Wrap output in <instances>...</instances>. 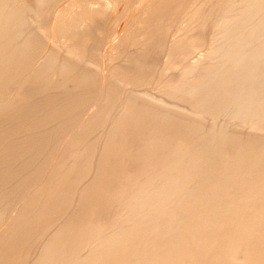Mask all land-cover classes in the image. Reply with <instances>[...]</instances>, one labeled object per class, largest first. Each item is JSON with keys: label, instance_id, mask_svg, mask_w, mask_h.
I'll use <instances>...</instances> for the list:
<instances>
[{"label": "bare ground", "instance_id": "6f19581e", "mask_svg": "<svg viewBox=\"0 0 264 264\" xmlns=\"http://www.w3.org/2000/svg\"><path fill=\"white\" fill-rule=\"evenodd\" d=\"M121 1L125 0H0V114H5L6 112L7 114L10 113L8 114L9 116L12 114L14 117L22 115L21 118L23 119V114L28 110L23 119L26 121V116L33 110L30 108L32 104L29 107L26 105L25 100L29 101V99L21 88H26L28 91L29 85L37 84L38 81L43 80L47 82L48 80H53V83H55V80L59 81L61 76H69L68 79L67 77H61L66 80H60L59 83L56 81L60 84L63 81L66 83L68 80V82L76 85L75 90L74 87H71L73 90H67L68 88L66 89L65 87L69 84L68 82L66 85L63 82L64 84L62 83L59 86L56 83L58 87L61 86L60 88L57 87L58 90L60 89V92L61 89L65 88L63 90V93L65 92L64 97L61 94L63 101L66 97L70 100H72L70 97H75V102L79 104L81 103L79 100L82 101L81 98H86L82 94L88 90L86 87L93 88L95 84L96 86L100 84L99 90L96 92V100L92 98L95 105L98 103V108L96 107V109L94 108V110H90L88 113L83 112L85 115L87 113V115L83 117L85 118L84 121L81 118L82 120L80 121L82 122L78 123L77 132H80L83 128L90 129L92 125L96 124L100 119L102 120V117L105 118L107 114L105 115L106 112L101 111V108L104 107L105 109V107H109L110 103L117 97L118 89H116L114 84L117 81L119 84H128L131 80L137 83L141 80L140 74L146 66L142 62L136 61L137 64L132 70L122 73L121 76L119 73L117 74L120 76L119 78L123 77L124 80L115 79V77L113 80V76H109L111 75L110 72H105L106 69L104 70L101 67L96 69L98 68L97 66H93L94 70L90 69L92 71H87L84 75L81 72L83 77L81 76L80 78L78 77L80 72H77L79 66L77 64L75 66L74 64L78 63L77 60H83L79 61V64L83 63L84 65V61L87 60L85 58L89 54V52H85V49H87L85 46L93 36L91 35V30L94 31V28H91L90 31L89 29L82 31L80 28L90 26V23L95 18L100 19L102 14H104L103 12L111 10L117 3L118 5H123L124 2L123 4L119 3ZM129 1L127 2L129 3ZM182 1H140L141 3L138 7L136 6V9L133 7L135 9L134 13L136 12V18L139 17L137 19L139 21L137 22L139 25L138 30L142 31L136 33L142 36H153L160 27V22L164 17L162 14L166 10H170L171 12L175 10L176 14L178 9H180H177V7L180 6ZM201 6L194 10L189 9L191 10V15H188L190 19H198L199 23L203 22V20L206 21L205 19L208 17L205 13L206 10L204 11ZM222 6L218 10H223ZM245 7V15L243 17L239 16L240 19L233 17V19H237V22L234 24L232 21L227 20L220 23L222 18L224 16L226 18L229 12L226 13L227 8L225 9L226 11L224 10L225 12L219 11L224 14L220 13L223 16L221 18L217 17L219 24L216 26L217 29L218 27L223 28L222 31L224 32L222 34L221 31V34L229 41V44L226 43L228 47H225V45L222 50L219 48L218 50L220 51L216 52L217 54L213 52L214 57L219 59L218 64L202 68V63L205 61L201 57L198 56L194 61L192 59L195 47L190 46L187 49L189 52V55L186 54L189 56L187 57V59L189 58L188 65L186 70L183 69L182 76L179 75L181 76V78H178L180 81L171 89V92L178 91V89L181 90L183 101L189 103L188 105H192L190 106L194 108L193 113L185 115L182 119L178 120V118L169 116V112L166 114L167 109H162V113L159 112L160 110H155L154 107L156 106L152 102L153 106L148 104L149 107H144L143 104L145 103L144 105H146L149 102H141V106L132 98V100H128L123 105L122 112L118 115L115 113L117 116L115 115L116 117H114L115 119L108 129L105 139L102 140L101 146L103 148H101L102 150L100 149L101 152L97 153L98 155L96 156L99 164L102 165L98 166L100 168L94 170L92 182L84 186V189H80V193L79 188L75 186L78 184H74L78 182L75 179L77 180V175L80 177L82 172L90 171L88 168L90 155L84 154L85 150L83 154H79L76 150L75 152L73 149L65 146L67 148L62 150V155L65 159H61L62 161L59 159L55 163L58 165V168L51 166L52 170L50 169V172L47 171L49 172L48 175L47 172L44 174L47 177L45 180L44 177L42 178L44 181H41V185L39 184L40 181H38L41 178L38 179L37 176L38 169L35 175L31 172V175L28 174L29 176H26L25 173V177L23 176L22 181H20V179H17L18 176L15 177L17 174L15 170H21L23 167L20 164L21 160H18L16 156V154L19 156V150L20 152L21 150L22 152L25 151L23 149H26L25 152L28 150L27 155L31 151L34 153L32 156L36 158L35 155L39 154V152L43 153L48 148V143L50 142L46 143L48 145H46V149L41 150L48 140V138H45L44 141L42 140V136L45 133L42 132L44 135L40 136L41 133L38 132L40 134L39 139L38 135L36 137L33 133L34 130L32 133L36 138L29 135V132H26V129H29L31 132L34 127L30 123L34 124L36 122L37 125H40L34 119V122L27 121L30 127L25 128L24 133L26 132L28 135L24 137L20 136L22 133L18 135V131L11 130V127L6 130L5 123L3 122V125L0 121L2 124H0V149L2 148L4 153L6 152L4 150L7 148H11V151L14 149L13 152L16 149L18 152L16 151L14 156L17 157L15 160L17 159L19 162H13V164L18 163L17 166L20 165L21 167V169H17L18 167L15 164L16 168L10 165L12 171H9V165L6 166V162L2 159L4 161L2 163L6 166L2 167H8L7 170L9 172L7 170L4 171L5 169L3 170L0 166V179L12 181L15 177L19 181L13 187L15 192L22 191L24 194L28 192V195H30L29 190L34 189L33 193L21 207L19 203L18 209L13 208L12 211L16 210L17 216L15 215L16 217L12 218V221L4 223L3 221L6 220H2L1 218L0 264H24L25 261L23 262L22 260L24 257L22 259L18 257V254L22 251L20 245L23 246L22 243L29 241L28 237H30L33 231L38 230L39 232L42 228L46 230L45 232L50 231H48L49 233L47 232L48 235L44 233L47 238L42 246H40L41 249L38 255H36L37 257L34 254V261L29 264H264V127L262 126L264 122V21L262 19L258 23L257 18L256 22L252 21L254 15L259 10L262 11L264 9V0H248ZM240 11L239 15H241ZM111 12L114 14V11L111 10ZM156 15H158L157 20L160 16L162 18L161 20L159 19V23L155 19ZM96 20L98 21V19ZM199 23L192 25V22L191 27H188V34L187 31L186 34H182L181 32L180 34L174 33L166 41L165 45L163 42V47L169 51V54L170 52H179L182 46L180 43L184 42L185 44L183 40H186V43L193 41L196 31L200 28ZM232 25H235V27L233 28ZM248 28L250 31H247L243 35L241 32ZM94 33L96 32L94 31ZM237 35H242V38L238 36L241 39H236ZM117 36H119V39L116 37L118 40L122 37L121 33ZM116 39L115 42L117 41ZM122 41L124 40L122 39ZM115 42L113 43L115 44ZM58 48L64 51V57L62 56L61 62L56 59ZM112 48L113 46H111V49H108L113 50L114 48ZM206 55L210 58L209 54ZM56 60L60 63H57ZM73 60H76L74 64L71 62ZM75 70L76 74H78L72 76ZM28 71L33 72V74L30 73L33 75L32 78L28 79L27 76L24 77L27 78L25 79L28 80L27 83L31 82V84H26L28 86L23 87L26 81L21 79V75L25 72L27 75ZM54 76H57V78ZM17 80L21 81V84L19 83L20 90L12 87L13 83L17 86L19 85L16 84L18 83ZM113 81L115 82L114 84L112 83ZM41 83L40 85H42ZM52 84L51 87H53ZM46 85L45 87H47ZM62 85H65L63 86L64 88H62ZM69 86L70 84L67 87ZM125 87L127 88V86ZM48 88L47 90L49 91ZM81 88H83V91L85 88L86 90L82 92V90L80 91ZM35 89L31 90L35 91ZM37 89L41 90L39 86ZM54 89L56 90V88ZM36 93L38 94V92ZM178 93L180 95V92ZM33 94L36 96L34 92ZM85 94L88 96L90 93ZM57 95L58 93H55L54 96ZM81 95L84 96L82 97ZM43 96L46 95L44 94ZM146 96L143 97L145 98ZM88 97L89 99H86L92 101L90 95ZM86 99L84 100L86 101ZM141 100L144 99L141 97ZM47 101L50 102L49 106L51 103L53 104L50 98L49 100L48 98L47 100L45 99L46 104H42L43 111L46 112L45 116L49 113L48 118L52 117L55 123L56 120L66 121L67 119L68 121L64 122L63 125L67 122L71 123L68 115V113L71 114L68 110L70 108H67V112L64 111L65 107L69 106L67 104L70 102L69 100V102L65 100L66 104H62L63 102L60 103L57 100L60 103V105L58 104L59 106L56 105L57 102L55 100L53 106L56 105V107L52 110L48 106ZM72 101L70 103L73 104L74 101ZM77 103L73 104L72 107L75 106L76 108ZM45 105H47L48 111L51 110L50 112L46 110ZM37 107L43 109L41 106ZM163 107L160 106V108ZM228 107L232 111L227 113L228 115L226 116L230 118L233 116L239 117L240 121L237 129L246 127L248 129L247 135L243 134L245 137L240 135L242 138H239V135L229 134L226 129L215 132L216 128L212 127L205 135L207 138V140L205 139V143L201 146L194 145L196 143L197 132L199 131V125L196 123L195 118L206 113L218 115ZM29 109L31 110L29 111ZM37 111L40 116V112L42 111ZM37 111L35 112L37 113ZM63 112H66L67 115ZM32 114L29 116L31 118L28 117L27 120L31 121L33 118ZM44 115L42 112V117ZM40 117H38L39 121L41 120ZM44 117L42 120H47ZM8 122H12V120H8ZM47 122L46 126L51 124L48 120ZM29 125L27 124V126ZM42 126L44 124L40 125L41 130ZM24 127L25 125L22 128ZM75 128L77 129V126ZM101 129L103 128L101 127ZM13 131L19 137L24 138H21V140L29 142L27 145L30 147L29 149H27V143L20 141V138L17 142L13 140L14 145H11L13 143L9 144V142L5 143L7 141L6 138L4 141L1 139L3 136L10 137V135H14ZM170 132L173 133L171 134ZM53 135L56 136L58 134ZM79 135H74L76 141L81 138ZM135 136L143 138L144 141L137 146L121 145L115 141L118 138L117 140L123 143ZM87 147L89 146H86V149H88ZM118 153L122 156L129 155V166L128 164L125 166L119 163L117 159V161L110 160L112 156L114 159L115 154ZM2 155L4 154L1 152L0 158H2ZM71 156H73L74 161L69 163L68 159L72 158ZM171 156H175L177 159L173 165H171V162H168L170 160L168 158H171ZM33 157L30 160L34 161ZM121 157L120 159H122ZM13 159L11 158V160ZM92 159L93 157H91V161ZM28 161L29 159H26V161L24 159L23 162L32 167L33 164L30 163L34 162L29 161L30 163H28ZM66 161L69 164H65ZM99 164L97 163V165ZM139 164H141V168L136 169V166ZM57 165L55 166L57 167ZM90 165L92 166V164ZM27 168L26 166V171ZM39 169L41 168L39 167ZM20 173L18 171V175ZM87 175L89 174L87 173ZM82 177L83 173L78 179L80 182L83 179ZM5 181L2 182L6 183L7 181ZM73 184L76 188H74ZM78 186H80V183ZM4 191L9 195L6 189L3 190V193ZM77 192L79 193V197L76 196L79 200L70 202V200H73L72 197L76 199L74 194H77ZM28 195L25 197H28ZM109 200H113L111 202L114 204H110L113 206L111 209L114 210L115 214L113 216L110 214L112 217H103L104 219H101L102 216L99 218L95 217L94 215L96 214H93V211L103 207L101 210H104L107 205L106 202ZM68 201L70 202V206H68ZM63 207H66V209L72 207L74 212L63 218V215H61L63 214ZM86 207L89 209L86 212H82V208L85 211ZM84 208L86 209L84 210ZM80 215H82V218H80ZM5 216H7V213ZM85 216L87 219H84ZM124 219L125 221L123 222L122 220ZM120 220L122 223L119 222ZM84 250H87L85 255L81 252L83 251L84 253ZM31 259L29 260L32 261Z\"/></svg>", "mask_w": 264, "mask_h": 264}, {"label": "rangeland", "instance_id": "374dc122", "mask_svg": "<svg viewBox=\"0 0 264 264\" xmlns=\"http://www.w3.org/2000/svg\"><path fill=\"white\" fill-rule=\"evenodd\" d=\"M127 1H129V0H125V1H121V2H119L120 4H123V2H124V6L123 5H118V3H117V5L114 7V8H116V9H114V8H112L111 10L112 11H114V14L111 12V10H107V11H105L106 12V14H105V12H103L104 14H102V17H103V19H102V17H100V19L99 18H95V19H98V21L96 20L95 21V19H94V21H92L91 23H90V26L88 25V27H83V28H80V30H82V31H85V30H88L89 29V31L91 30V28L93 29L94 28V31L96 32V33H94V31L93 30H91V35H93V36H95L94 38H93V36H92V38H91V40H93V41H89V43L85 46L87 49H85V52H89V54H88V56H86V58L85 59H87L86 61H84L85 63L87 62V64L90 66H88L87 64H85L84 63V65H83V63H81V65L79 64L80 62L79 61H83V60H77V62L78 63H75L74 64V62H76V60H73V61H71V62H73V64L76 66V64L79 66V68H78V66L76 67V70H77V68H78V70H77V72H80L79 73V76L78 77H80L81 78V76L83 77V75L84 74H86L87 73V71L89 72L90 71V69H92V70H94L93 68L94 67H98V68H96V69H99L100 67L102 68V69H106L105 70V72L107 71V73L108 72H110L111 73V75H109V76H113V80H114V77H115V79L117 78H119L121 75H122V73H125L126 71H130V70H132L134 67H135V65L137 64V62H142V63H144V65L146 66L145 68H144V71L140 74V81H138L137 83H135V82H132V80L128 83V84H124V83H118V81H117V83H115L114 81L112 82L113 84H114V86L116 87V89H118L117 90V97L114 99V101H112L110 104L111 105H109V107H111V108H109V107H105V109H104V107L103 108H101V107H99V108H101V111H104V112H106L105 113V115L107 114V115H109L110 116V119H109V116L108 117H106L105 116V118L104 117H102V120L100 119L96 124H94V125H92V127L90 128L91 129V131H90V129H85V128H83V130H81L80 132H77L78 131V123H80V122H82V121H80V120H82L83 119V121H84V119L85 118H83V117H86V115H87V113L91 110H94V108L96 109V107H97V105H98V103H97V105H95V102L93 101V99L94 100H96V92H97V90H99L98 89V87H100V84H99V81H98V86H96V84H95V86L93 87V86H91V87H93V88H88V87H86L88 90H86V88H85V90H86V92H84L82 89L83 88H81L80 89V91L82 90V92H84V93H82V94H84L85 95V97L86 98H88L89 99V95H90V98L92 99V101H90V100H88V99H86V98H84L83 96L84 95H81L83 98H81V100L82 101H80L79 100V102H81V103H77V102H75V97L73 98V97H70L72 100H70V99H68L66 96V101H72L73 102V104L75 105V103H77V107L75 108V106L74 107H72L73 106V104L72 103H70L69 101V103H67L69 106H71V107H69V106H66L65 107V109H64V111H68L69 110V112H71V114L70 113H68V115H69V120L71 121V123L69 122H67L65 125H63V123L64 122H66V121H68V119L66 120V121H62V120H56L55 118H53V119H55L56 120V123H55V121L54 120H52V117L51 118H48V112H50L52 109H55V107H56V105H60V103H62V104H66V101L64 100L63 101V97H64V93H63V90H65V88L67 89V90H73V89H71V87H74V90H75V88H76V85H73V83H71V82H68V80L66 81V83L68 82L69 84H70V86L69 87H63V86H65L66 85V83H65V85H62V88H64V89H61V92H60V89L58 90L57 89V87L59 86V85H61L63 82H61L60 84H58L59 83V81L61 80H66V79H62L63 77L64 78H66L67 76H58V77H60L59 79V81H57V76H54V77H56V78H54V77H52L53 79H56L55 80V83H53V80L51 81V80H48L47 82L46 81H43V83H41L42 81H38L37 82V84L35 83V84H32L31 86L29 85V89H28V91L26 90V88H21L22 89V91L23 92H25L24 94H25V96H27V98L29 99V101L28 100H25L26 101V105H28V107H29V105L30 104H32V107H31V105H30V108L34 111V109H35V111H37V110H41L42 112H43V115L46 113V112H44L43 110H44V108H43V105L42 104H46V102H45V99L47 100V98H48V100H49V98H50V101L51 102H53V104L51 105L50 104V106H49V103L50 102H48L47 101V104H48V106L49 107H51L49 110L50 111H48V107H46L47 105H45V107H46V110L48 111L47 113V115L45 116L46 118H47V120L51 123L50 125H47L46 126V124H48V122H47V120L45 119V117H44V119L45 120H42L43 119V117H42V112H40V116H39V112L37 111V113L34 111V115H36V116H38V117H40L41 118V120L39 121V118L38 117H36V116H34L33 114H32V112L33 111H31V112H29V114L26 116L27 118H26V121L25 120H23L24 119V115H25V113L27 114V112H28V110H26L27 112H25L24 114H23V119L21 118L22 117V115L21 116H19V117H14L12 114H11V116H9L8 114H10V113H6L5 112V114L4 113H1L0 114V121H1V123H5V127H7L6 128V130H8L10 127V129L11 130H15L17 133H18V135H20L21 133H22V135H20V136H27L28 134L29 135H31L32 137H34V138H36L37 137V135H38V137H39V135L40 134H38V132H40L41 133V135L40 136H42V135H44V134H42V132L43 133H45V137L44 136H42V140L44 141V139L46 138H48V140L45 142V146L41 149V150H43L44 148L46 149L47 147H46V143H48V142H50V143H48L49 144V146H48V148L45 150V151H43V153L42 152H39V154H37V155H35V157L36 158H34L32 155L34 154L33 152H31V151H29L30 153H28V155L26 154L27 152H28V150H27V152H25L26 151V149H23V150H25V151H23L22 152V150H21V152H20V150H19V152L20 153H23V154H20L16 149H15V151L13 152V150L11 151V148H7L6 150H4V151H6L5 153L3 152V149H2V151H1V149H0V151L4 154V155H2V158H0V166H1V168L4 170V171H6L7 170V168L9 167V169H10V167L13 165L14 166V164L16 165V167H18L17 169H21V167H20V165L19 166H17L18 165V163L16 164V163H14L13 164V162H19L18 160H21V162H20V164H21V166H25L27 163L26 162H23L24 161V159H25V161H26V159L28 160L29 159V161L30 162H34V163H30L29 161H28V163H30V164H33L32 165V167H31V165H29V164H27L26 166L28 167L27 168V171H29L28 173H27V171H26V166L23 168L22 167V169L21 170H15L16 172H17V174L15 175V177L16 176H18L17 177V179H20V181H22L21 179L23 178V176L25 177V173H26V176H29L28 174H30L31 175V172L33 173V175H35L36 174V172H37V169L39 170V172L37 173V176H38V179L39 178H41L40 180H38V181H40V185L42 184V182L46 179V177H47V175L49 174V172L52 170V167L53 168H58V165L57 164H55V163H57L58 162V160L60 159V161H62L61 159H63L64 157H63V149L65 150L67 147H65V146H68V148H70V149H73L74 151L76 150L77 151V153H81V154H83V152H84V150H85V152H84V154L85 153H87V155H90L89 157H90V164H92V166L89 164V169H90V171H88L87 170V172H82L83 173V179L81 180V182L78 180L81 176H82V173H81V175H80V177H79V175H77L78 176V178H77V180L75 179V181H78L77 183H74V184H78L79 185V183H80V186H78V185H75V186H77L78 188V190H79V193H80V189L82 190V189H84L85 187L84 186H86V185H89L90 184V182H92L91 180L93 179V177H94V170H96L97 168H100V167H98V166H100V165H102V164H99V162H98V159H97V155L101 152V148H103L101 145H102V140L103 139H105V137H106V134H107V131H108V129H109V127L112 125V123H113V121H114V117H116L120 112H122V110H123V105H125V103L128 101V100H132V99H134V100H136L137 101V103L138 104H140L141 106H142V103L141 102H149V103H147L146 105H144L143 104V106L145 107H149L148 106V104L150 105V106H156V107H154V109L155 110H160L159 112H161L162 113V109H167L168 111H166L167 113L166 114H168V112H169V116H172V117H174V118H178V120H180V119H182V117L183 116H187L188 114H192L193 112L192 111H194V108L193 107H191L190 105H188L189 103H186V102H184L183 101V99H182V93H181V90H179L178 89V91L176 90V91H173V92H171V89L173 88V87H175V85L176 84H178L179 83V81H180V79H178V78H181V76H182V73L184 72L183 71V69L184 70H186V67H187V65H188V60H189V58L187 59V57H189V56H187V55H189L188 53V48L190 47V46H192L193 48H194V53L192 54V55H194V56H192L193 58V61L195 60V59H197L198 58V56L199 57H201L202 58V60L203 61H205V62H203L202 63V68L204 67H208V66H215L216 64H218V62H219V59L217 58V57H214L215 55H213V52L214 53H216V52H218V51H220V50H222V48H223V46H225V47H228V44H229V41H227L225 38H224V35H222L223 34V32L224 31H222V27H218V29H217V24H219V20H218V18L217 17H220L221 18V16H223V15H221V14H224V13H222V12H225L226 10V8H227V12L226 13H228L227 14V16H226V18H225V16L222 18V21H221V19H220V23H222L223 21H232V23L234 24V23H236L237 22V19L236 18H239L240 19V17H243L244 15H245V4L247 5V2H248V0H225V1H223V0H183L181 3H180V6H178L177 7V9L178 8H180V9H178V11H177V13L175 14V10H173L172 12H173V14H172V12L170 11V10H166L165 12H169V13H165L164 12V14H162L163 16V19L161 18V16H160V20H161V22H162V24H161V22H160V27L158 28V30H157V32L155 33V34H153V36L151 35V36H146V35H138L136 32H138V33H140V32H142V31H140V30H138L139 28V25H138V23L137 22H139L137 19L139 18H136V12L134 13V10L139 6V4L141 3L140 1H142V0H130L129 1V3L127 2ZM139 1V2H138ZM221 1H223V2H221ZM136 2V3H135ZM138 2V3H137ZM220 2V3H219ZM227 2H228V4H227ZM128 3V4H127ZM229 3H231V4H229ZM137 4V5H136ZM183 4V5H182ZM226 4H227V6H226ZM234 4V5H233ZM126 5H128V6H126ZM135 5V6H134ZM181 5H182V7H181ZM202 5V6H201ZM225 6V7H223V6ZM237 5H239V6H237ZM121 6V7H120ZM122 6H123V9H122ZM137 6V7H136ZM184 6V7H183ZM199 6H201V7H203V9H204V11H205V13H206V15L208 16L205 20L206 21H204L203 20V22H201V23H199V20L198 19H196V18H191L190 19V15H191V10H189V9H195V8H198ZM220 6H222V9L223 10H218L219 9V7ZM233 6V7H232ZM135 9H134V8ZM218 7V8H217ZM230 7V8H229ZM236 7H237V10H236ZM121 8V9H120ZM235 9V10H233V9ZM241 11H240V10ZM192 10V11H193ZM218 12H217V11ZM225 10V11H224ZM232 10H233V12H232ZM242 10H243V12H242ZM219 11H222V12H219ZM239 11L241 12V15H239L240 13H239ZM264 9H262V11L261 10H259L257 13H256V15H254V17L252 18V21L253 22H256V18H257V20H258V23H259V21L261 22V20L262 21H264ZM108 12V13H107ZM231 12H232V14H231ZM263 12V13H262ZM112 13V14H111ZM221 13V14H220ZM230 14H231V16H230ZM135 15V16H134ZM166 15V16H165ZM189 15V16H188ZM219 15V16H218ZM226 15V14H225ZM229 15V16H228ZM240 16V17H239ZM256 16V17H255ZM232 19H231V18ZM233 17H236V18H234L233 19ZM157 18H158V15H156V20H157ZM225 18V19H224ZM228 18H230V19H228ZM261 18V19H260ZM157 20L158 21V23H159V21L160 20ZM189 19V20H188ZM194 19V20H193ZM208 19V20H207ZM224 19V20H223ZM136 21V22H135ZM157 21H155V22H157ZM189 21H191V22H189ZM154 22V23H155ZM193 22V24L192 25H194V24H200V28L196 31V35H195V37H194V39H193V41H190L192 44L190 45V42H188V43H186V40H183V41H185V44H184V42H181L180 43V45H182L181 47H180V50H179V52L177 51V52H174V53H171L170 52V54L168 53L169 51L167 50V49H165L164 47H163V42H164V45L166 44V41H168L173 35H174V33H179L180 34V32L182 33V34H186V31H187V34H188V32H189V29H188V27H191V23ZM197 22V23H196ZM203 23V24H202ZM135 25V26H134ZM189 25V26H188ZM99 26V27H98ZM164 26V27H163ZM233 26V28L235 27V25H232ZM97 30H96V29ZM221 28V29H220ZM79 29V28H78ZM100 29V30H99ZM79 30V31H80ZM126 30V31H125ZM246 30V31H245ZM243 32H241L243 35H245L246 33H247V31L249 32L250 31V29L248 28V29H245ZM77 31V30H76ZM78 31V32H79ZM123 31V32H122ZM221 31H222V34H221ZM99 33V35H98V33ZM115 32V33H114ZM128 32V33H127ZM121 33V39L120 40H118L119 39V36H117V35H119ZM127 33V34H126ZM95 34H97V35H95ZM132 34V35H131ZM137 34V35H136ZM264 34V33H263ZM99 36V37H98ZM101 36V37H100ZM126 36V37H125ZM130 36V37H129ZM141 36V37H140ZM238 36H240L241 38H242V35H237V37H235L236 39L238 38ZM115 37V38H114ZM116 37L118 38V39H116ZM124 37H125V39L127 40H125L124 39ZM148 37V38H147ZM239 37V38H240ZM135 38V39H134ZM150 38V39H149ZM188 38V37H187ZM238 38V40H240ZM112 39V40H111ZM115 39L118 41H116L115 42ZM122 39L124 40V41H122ZM132 39V40H131ZM140 39V40H139ZM224 39V40H223ZM114 40V41H113ZM226 40V41H225ZM110 41H111V43H110ZM115 42V44L113 43V42ZM121 41V42H120ZM133 41H134V43H133ZM138 42V43H136V42ZM216 41V42H215ZM160 42V43H159ZM124 43V44H123ZM218 43V44H217ZM226 43H228V44H226ZM109 44H110V46H109ZM114 44V45H113ZM136 44V45H135ZM184 44V45H183ZM111 46H113V50H110L111 49ZM115 46V47H114ZM184 46V47H183ZM220 46V47H219ZM143 47V48H142ZM163 47V48H162ZM191 47V48H192ZM215 47V48H214ZM90 48V49H89ZM108 48H110V49H108ZM193 48H192V50H193ZM220 48V50H218ZM59 49V48H58ZM225 49V48H224ZM87 50V51H86ZM92 50V51H91ZM110 50V51H109ZM118 50V51H117ZM58 51V53H57V58L56 59H58V61H62V59H63V57H64V55H63V53H64V51H61L60 49L59 50H57ZM212 51V52H211ZM55 52H56V50L54 51V55H55ZM111 52V53H110ZM167 52V53H166ZM206 52V53H205ZM86 53V54H87ZM212 53V54H211ZM187 54V55H186ZM206 54H209V56H210V58H208L207 57V55ZM217 54V53H216ZM206 55V56H205ZM63 56V57H62ZM62 57V58H61ZM204 57H205V59H204ZM206 57H207V59H206ZM213 57V58H212ZM191 58V57H190ZM59 59H61V60H59ZM169 60V61H168ZM191 60V59H190ZM57 60H56V62L57 63H60V62H58ZM89 61V62H88ZM137 61V62H136ZM147 62V63H146ZM135 63V64H134ZM150 63V64H149ZM103 67H102V66ZM94 66V67H93ZM93 67V68H92ZM149 68V69H148ZM86 69V70H85ZM76 70H75V72L73 73V75L72 76H74L75 74H76ZM91 70V71H92ZM109 70V71H108ZM146 70V71H145ZM86 71V72H85ZM90 71V72H91ZM29 72V71H28ZM81 72H82V74H81ZM85 72V73H84ZM95 72V71H94ZM31 72H29L27 75H26V72L23 74V75H21V79L23 80L24 79V81H26V83H24V85H23V87H27L28 85H26V84H31V82L29 83H27V81L28 80H25V79H31L32 78V76L33 75H31V74H33V72L30 74ZM119 73V75H117ZM78 74V73H77ZM76 74V75H77ZM144 74V75H143ZM115 75V76H114ZM179 75H181V76H179ZM24 76H27V78L26 77H24ZM29 76V77H28ZM117 76V77H116ZM31 77V78H30ZM77 77V76H76ZM51 78V79H52ZM69 78V76L67 77V79ZM20 79V78H19ZM20 79V80H21ZM119 79H123L124 80V78L123 77H121V78H119ZM18 81V80H17ZM54 84H52L51 82ZM58 83H57V82ZM44 82H46V83H44ZM178 82V83H177ZM21 84V81L19 82L18 81V83H16V84ZM33 83V82H32ZM40 83L42 84V85H40ZM58 84V86H57V84ZM63 83V84H64ZM133 83V84H132ZM20 84L17 86V85H15L14 83L12 84L13 86L12 87H14L15 89L16 88H18V90H20L19 89V87H20ZM47 84V85H46ZM48 84H50V86H48ZM51 84H52V86L53 87H51ZM56 84V85H55ZM26 85V86H25ZM45 85L47 86V87H45ZM73 85V86H72ZM34 86V87H33ZM38 86H39V88H41V90L40 89H37L38 88ZM44 86V88H42ZM125 86H127V88L125 87ZM49 87V88H48ZM51 87V88H50ZM61 87V86H60ZM60 87H58V88H60ZM124 87V88H123ZM35 89V91H33V90H31V89ZM47 88L49 89V91L47 90ZM54 88H56V90L54 89ZM70 88V89H69ZM120 88V89H119ZM51 89V90H50ZM91 89V90H90ZM122 89V90H121ZM32 91V94H33V92L35 93V95L36 96H34V94L32 95L31 94V91ZM55 90V91H54ZM90 90V91H89ZM130 90H131V92H130ZM39 91H40V94H39ZM43 92V95L45 94L46 96H43L42 95V92ZM51 91V92H50ZM57 91V92H56ZM60 93H59V92ZM79 91V90H78ZM89 91V92H88ZM36 92H38V94L36 93ZM92 92V93H91ZM121 92V93H120ZM169 92V93H168ZM176 92V93H175ZM178 92H180V95H179V93ZM30 93V94H29ZM48 93V94H47ZM49 93H50V95H49ZM55 93L57 94L58 93V95L57 96H54L55 95ZM85 93H87V94H89L88 96L85 94ZM126 93V94H125ZM130 93V94H129ZM54 94V95H53ZM61 94L63 95V97H61ZM133 94V95H132ZM135 94V95H134ZM138 94V95H137ZM175 94V95H174ZM29 95H30V97H29ZM41 95V96H40ZM52 95V96H51ZM60 95V96H59ZM66 95V94H65ZM141 95V96H140ZM147 95V96H146ZM150 95V96H149ZM40 98H39V97ZM54 96V97H53ZM93 96V97H92ZM133 96V97H132ZM140 96V97H139ZM143 96H146L145 98L143 97ZM33 97V98H32ZM44 97H46V98H44V100H43V98ZM57 97H59V98H57ZM62 98V100L60 101V99ZM128 97V98H127ZM137 97H139L138 99H137ZM141 97H142V99H144V100H141ZM149 97V98H148ZM26 98V99H27ZM124 98V99H123ZM127 98V99H126ZM132 98V99H131ZM68 99V100H67ZM84 99H86V101L84 100ZM140 99V100H139ZM145 99H146V101H145ZM152 99H153V101H152ZM180 99V100H179ZM56 100V101H55ZM60 102V103H58V101ZM120 102H119V101ZM149 100V101H148ZM151 100V101H150ZM155 100H157V101H155ZM42 101V102H41ZM54 101L55 102H57L56 103V105L55 106H53L55 103H54ZM77 101V100H76ZM85 101V102H84ZM92 103V105H91V103ZM139 101H140V103H139ZM29 104H28V103ZM44 102V103H43ZM65 102V103H64ZM83 102V103H82ZM124 102V103H123ZM151 102L153 103V105L151 104ZM156 103H158V104H160V105H158V104H156ZM61 104V105H62ZM72 104V105H71ZM81 104V105H80ZM58 105V106H59ZM33 106H34V108H33ZM37 106H41V108H43V109H40V107H37ZM122 106V107H121ZM160 106L161 107H163V108H160ZM54 107V108H53ZM83 107V108H82ZM88 107V108H87ZM119 107V108H118ZM158 107H159V109H158ZM166 107V108H165ZM168 107V108H167ZM39 108V109H38ZM67 108H70V109H68L67 110ZM98 108V107H97ZM31 109H29V111L31 110ZM80 109V110H79ZM83 109V110H82ZM102 109H104V110H102ZM173 109V110H172ZM228 109V110H227ZM88 110V111H87ZM173 112H172V111ZM175 110V111H174ZM191 111V112H190ZM232 110H231V108L229 109V107L228 108H226V110H224V111H222V112H224V113H219L218 115H213L212 113H206V114H202L200 117H197V118H195V121H196V123L199 125V131L197 132V135H196V139H195V142L196 143H194V145H196V146H201L202 144H204L205 143V141L207 140V138L205 137V135H206V133H207V131L209 130V129H212V127H214V128H216L214 131L216 132V131H219V130H225L226 129V131H228L229 132V134H236L235 136H237V135H242V136H244L246 133H248V129L246 128H240V129H237L238 127H237V125L239 126V121H240V118L239 117H227L226 115H228L227 113H230ZM66 112H63V113H65V115H67L66 114ZM85 112H87L86 113V115L84 114ZM171 112V113H170ZM52 113V112H51ZM50 113V114H51ZM117 115H116V114ZM164 113H165V110H164ZM178 114V116H176L177 114ZM7 114V115H6ZM31 114H32V119H31V121L30 120H27L28 119V117L29 116H31ZM111 114V115H110ZM173 114V115H172ZM176 114V115H175ZM225 116H224V115ZM3 115V116H2ZM6 115V116H5ZM116 115V116H115ZM175 115V116H174ZM182 115V116H181ZM223 115V116H222ZM72 116H73V118H72ZM211 116V117H210ZM35 117V118H34ZM254 117V116H253ZM17 118V119H16ZM20 118V119H19ZM29 118H31V117H29ZM82 118V119H81ZM104 118V119H103ZM185 118V117H184ZM233 118V119H232ZM16 119V120H15ZM35 121H37L38 123H40V125L41 124H44V126H45V128H44V126H42V130H41V127H40V125H37V123L35 122L34 124H31L30 123V125H32V126H34L33 127V129L32 128H30V129H32V131L30 132L29 131V129L27 130L26 129V132L28 133V134H26V132L24 133V131H25V128L26 127H30V125H29V122H34V120ZM36 119H38V120H36ZM52 120V121H50V120ZM8 120L9 121H11L12 120V122H8ZM20 120V121H19ZM108 120V121H107ZM236 120V121H235ZM17 121H19V122H17ZM26 122V124H25V122ZM27 121H29V122H27ZM24 122V123H23ZM46 122V123H45ZM99 122H100V124H99ZM0 123V124H1ZM4 123H3V125H4ZM20 123V124H19ZM22 123V124H21ZM54 123V124H53ZM73 123V124H72ZM228 123V124H227ZM264 123V122H263ZM263 123H262V126L264 127V125H263ZM27 124L29 125V126H27ZM53 124V125H52ZM59 124V125H58ZM75 124H76V126H77V129L75 128L76 126H75ZM106 124V125H105ZM108 124V125H107ZM2 125V124H1ZM12 125V126H11ZM14 125V126H13ZM21 125V126H20ZM23 125H25V127L24 128H22L23 127ZM100 125V126H99ZM17 126V127H16ZM71 126V127H70ZM106 126V127H105ZM49 127V128H48ZM101 127L103 128V129H101ZM3 129H5L4 127H2ZM18 128H20L19 130H18ZM21 128H22V130H21ZM35 128V129H34ZM36 128H37V130H36ZM65 128V129H64ZM93 128V129H92ZM105 128V129H104ZM107 128V129H106ZM24 129V130H23ZM234 129V130H233ZM240 130V132L238 133V131ZM33 130H34V132H33ZM36 130V131H35ZM62 130V131H61ZM10 131V130H9ZM15 131H13L14 132V135H10V137H8V136H3L1 139H3V141L5 140V138H6V140L7 141H5V143L7 142H9V144L10 143H13L14 141L13 140H15L16 142L17 141H22L23 143L25 142V143H27L26 144V146L28 145V141H23V137H19L17 134H16V132ZM56 131H57V133H56ZM125 132H128V131H126V130H124ZM231 131V132H230ZM36 135V137H35V135L33 134V133ZM50 132H51V134H50ZM73 132V133H72ZM237 132V133H236ZM58 134V135H56V136H54L53 134ZM71 133V134H70ZM171 134L173 133V132H170ZM204 133V134H203ZM16 134V135H15ZM79 135V134H81V135H79L81 138H79L77 141L75 140V136L76 135ZM84 136H83V135ZM94 134V135H93ZM244 134V135H243ZM48 137H47V136ZM54 137H53V136ZM75 135V136H74ZM101 135V136H100ZM247 135V134H246ZM14 136V137H13ZM72 136H74V137H72ZM83 136V137H82ZM198 136H199V140H198ZM238 136V137H239ZM131 137V136H130ZM130 137H127V138H130ZM245 137V136H244ZM243 137V138H244ZM20 138V139H19ZM21 138H23L22 140H21ZM55 138V139H54ZM239 138H242L241 136L239 137ZM19 139V140H18ZM39 139H40V137H39ZM52 139V140H51ZM118 138H116V140L115 141H117L118 143H120L121 145L122 144H125L126 146H137V145H139V143H141V142H143L144 140H143V138H141V137H139V136H135V137H133V138H130V140L128 139L127 141L128 142H130V143H128L127 141H125V142H119L118 140H117ZM206 139V140H205ZM37 140H38V138H37ZM42 140H40V141H42ZM70 142H68V141ZM72 140V141H71ZM39 141V140H38ZM92 143H91V142ZM204 141V142H203ZM15 142V143H16ZM21 142V143H22ZM73 142H74V144H73ZM76 143V144H75ZM91 143V144H90ZM133 143V144H132ZM67 144V145H66ZM72 144V145H71ZM136 144V145H135ZM6 145H8V144H6ZM11 145H14V143L13 144H11ZM31 145V144H30ZM29 145V146H30ZM75 147H74V146ZM98 145V146H97ZM9 146V145H8ZM25 146V145H24ZM23 146V147H24ZM78 146V147H77ZM86 146H89V147H87L88 149H86ZM101 146V147H100ZM28 147V146H27ZM24 148H26V147H24ZM30 147H28L27 149H29ZM81 149V150H80ZM101 149V150H100ZM86 150H88L87 152H86ZM9 151H11V152H9ZM16 151L18 152V154H19V156L16 154V156L18 157H16V156H14V154L16 153ZM75 151V152H76ZM0 152V153H1ZM9 152V153H8ZM74 152V153H75ZM89 152V153H88ZM8 153V154H7ZM76 153V154H77ZM92 154V156H91V154ZM98 153V154H97ZM10 154V155H9ZM25 154V155H24ZM30 154V155H29ZM41 154H43V155H41ZM119 154V153H118ZM115 154L116 156H114V159H113V156L110 158V160H114V161H117L118 160V162L119 163H121V164H123V165H127L128 164V166H129V162H130V158H129V155L128 156H122L121 154ZM9 155V156H8ZM12 155V156H11ZM39 155H41V156H39ZM95 155V156H94ZM118 155V156H117ZM10 156H11V158H14L13 160H11V158H10ZM33 157V160L34 161H32V160H30V159H32V157ZM74 156V155H73ZM73 156H71L72 158H70V159H68L69 161V163H71V162H73L74 161V159H73ZM122 156V157H121ZM91 157H93V159H92V161H91ZM116 157V158H115ZM120 157L122 158V159H120ZM123 157H124V159H123ZM131 157V156H130ZM8 158H10V159H8ZM15 158H17L16 160H15ZM119 158V159H118ZM7 163H5V165L7 166V165H9L7 168H4V167H6L3 163H4V161ZM65 159V158H64ZM66 159V160H67ZM117 159V160H116ZM126 159H128V160H126ZM168 159H170V160H168V162L170 163L171 162V165H173V163L177 160L176 158H175V156L173 157V156H171V158L169 157ZM23 160V161H22ZM122 162H121V161ZM3 162V163H2ZM10 162V163H9ZM12 162V163H11ZM67 161L65 162V164L67 163V164H69ZM9 163V164H8ZM24 163V164H23ZM97 163L99 164V165H97ZM125 163V164H124ZM3 164V165H2ZM23 164V165H22ZM11 165V166H10ZM55 165H57V167L55 166ZM2 166H4V167H2ZM12 166V167H13ZM52 166V167H51ZM15 167V166H14ZM15 167V168H16ZM39 167L41 168V169H39ZM1 168H0V170H1ZM137 168H141V164H139V165H137L136 166V169ZM13 169V168H12ZM23 169H24V171H23ZM36 171H35V170ZM51 169V170H50ZM93 169V170H92ZM14 170H13V172H14ZM30 170H32V171H30ZM92 170V171H91ZM9 171H12L11 169L9 170ZM8 170H7V172H9ZM18 171H19V175H18ZM33 171H35V172H33ZM47 171H49V172H47ZM40 172H41V175H40ZM44 172V173H43ZM46 172H47V175H44V174H46ZM90 172V173H89ZM91 172H92V174H91ZM42 173H43V175H42ZM87 173L89 174V175H87ZM85 174V175H84ZM91 174V175H90ZM33 175H32V177H33ZM41 176V177H40ZM88 176V177H87ZM90 176V177H89ZM92 176V177H91ZM15 177H14V180H7L6 179V181L7 182H9V183H7L4 179L2 180V179H0V180H2V181H5L6 183H4V182H0V214H1V212H2V214H1V216H0V223L2 222V220H6V221H3L4 223H6L7 221H9L10 222V220L12 221L16 216H17V214H16V210L13 212L12 210H13V208H17L19 205V203L21 204L20 205V207L26 202V200L29 198V196L33 193V191H34V189H31V190H29V194L30 195H28V192L27 193H25L24 194V192H19V191H14L13 190V187H15V185H17V182H19L17 179H15ZM31 177V176H30ZM44 177V180L42 179ZM87 178V179H86ZM12 179V178H11ZM43 180V181H42ZM87 180V181H86ZM89 180V181H88ZM42 181V182H41ZM86 182V183H85ZM82 183V184H81ZM85 183V185H83ZM2 184V185H1ZM74 184H73V186H74ZM40 185H38V186H40ZM6 186V187H5ZM12 186V187H11ZM74 186V188H76ZM82 186V187H81ZM3 189H2V188ZM81 187V188H80ZM84 187V188H83ZM74 188H73V190H74ZM6 189V191H8V193H9V195H7L6 194V192L4 191V193H3V190H5ZM8 189V190H7ZM77 190V191H78ZM75 191H76V189H75ZM74 191V193H76ZM2 193V194H1ZM78 192H77V194H74V196L76 197V199L74 198V197H72L73 198V200L71 201L70 200V202H75V201H77V200H79V194ZM3 194H5V195H3ZM28 195V197H25V196H27ZM78 197H77V196ZM20 196V197H19ZM4 197V198H3ZM20 198V199H19ZM24 198V200H22ZM20 201V202H19ZM111 201H113V200H111ZM110 200L109 201H107L106 203H107V205L105 206V209L104 210H101V209H103V208H101V209H96L95 211H93V214H96V215H98V216H96V215H94L95 217H101L102 216V218L101 219H104L105 217L106 218H108V217H110L111 215L113 216V214H115V212H114V210L113 209H111V207H113L112 205L114 204V203H112ZM17 202V203H16ZM69 202V201H68ZM70 202H69V204H68V206H70ZM112 205H111V204ZM17 205V206H16ZM15 206V207H14ZM67 206V207H68ZM107 207H110V208H107ZM64 208H65V210H64ZM87 208V207H86ZM86 208H84V210L86 209ZM18 209V208H17ZM63 209V214H61V215H63V218L64 217H66V216H68V215H70V214H72V212H74L73 211V208L71 207L70 209H66V207H63L62 208ZM62 209H61V211H62ZM89 208H87L85 211H83V208H82V212H86L87 210H88ZM11 210V211H10ZM68 210V211H67ZM97 210H99V211H97ZM101 210V211H100ZM114 212H112V211ZM7 213V216H5L6 215V213ZM67 211V212H66ZM75 211H77V209H75ZM103 211V212H102ZM11 212V213H10ZM13 212V213H12ZM110 212V213H109ZM5 213V214H4ZM10 213V214H9ZM76 213V212H75ZM74 213V214H75ZM64 214H66V215H64ZM111 214V215H110ZM9 215V216H8ZM16 215V216H15ZM3 216H4V218H3ZM81 217L80 218H82V215H80ZM88 216V215H87ZM108 216V217H107ZM111 216V217H112ZM6 217V218H5ZM24 218H27V217H25V216H23ZM104 217V218H103ZM1 218H2V220H1ZM11 218V219H10ZM13 218V219H12ZM84 218V217H83ZM9 219V220H8ZM84 219H87V217L85 216V218ZM110 219V218H109ZM123 222L125 221V219L124 220H122ZM122 221L120 220L119 222H121L122 223ZM1 231V230H0ZM19 231V230H18ZM40 231H42L41 233H42V237H41V233H40ZM46 230L44 229V228H42V229H40L39 230V232H38V230L36 231H33L32 233H31V235H30V237H28V239H29V241H27L26 243H22L23 244V246L22 245H20V248H21V250L22 251H20L19 253L20 254H18V257L20 258V259H22L23 257V262H24V264L26 263V262H28V263H26V264H29L30 262H33L34 260H33V258L35 259V257H34V254H35V256L36 255H38V253H39V250L41 249L40 248V246H42V244L45 242V240H46V238H47V236L46 235H48V231H50V230H48L47 232H45ZM1 233V232H0ZM38 233V234H37ZM46 235H45V234ZM33 234H35V235H33ZM33 236V237H32ZM46 236V237H45ZM44 238V239H43ZM32 239V240H31ZM43 241V242H41V241ZM34 242V243H33ZM28 243V244H27ZM41 243V244H40ZM25 244V245H24ZM38 244H40V245H38ZM34 245H37V246H39L38 248H37V246H34ZM28 246V247H27ZM22 248H24V249H22ZM33 250V251H32ZM36 250V251H35ZM38 250V251H37ZM27 254H26V253ZM35 252V253H34ZM82 252V254L83 255H85L86 254V252H87V250H84V253H83V251H81ZM32 253H33V255H32ZM33 256V257H32ZM28 257V258H27ZM37 257V256H36ZM18 258V259H19ZM30 258H32L31 260L32 261H30L29 259ZM25 259H27V260H25ZM32 264V263H31Z\"/></svg>", "mask_w": 264, "mask_h": 264}]
</instances>
